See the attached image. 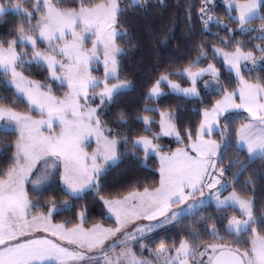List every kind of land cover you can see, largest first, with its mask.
Segmentation results:
<instances>
[{"label":"snow or ice","instance_id":"1","mask_svg":"<svg viewBox=\"0 0 264 264\" xmlns=\"http://www.w3.org/2000/svg\"><path fill=\"white\" fill-rule=\"evenodd\" d=\"M146 4L147 0H130L122 7L120 0H80L67 8L61 0H0V21L6 15L18 18L7 36L0 35L4 77L0 87L13 96L9 105L4 103L7 97L0 95V133L16 136L10 166L0 170V264H153L143 258L145 249L156 257L155 264H264V215L257 217L254 200L236 191L249 165L264 160V75L255 82L244 75L264 73V0H225L227 20L238 25L236 29L214 19L215 8L209 7L213 0H201L198 19L204 32L212 26L230 38L234 32H255L258 35L252 39L261 44L245 51L243 41L236 40L233 46L222 40L213 47L212 59L222 60L229 73L226 83H221L216 64L198 67L208 59L203 45L197 58L182 69L161 72L145 93L143 114L131 117L132 123L143 126L144 135L121 140L119 132L106 129L101 117L132 88L120 76L119 58L125 53L117 40L130 35L120 30V18L129 8L143 9ZM192 7L189 3V23ZM256 21L260 27H251ZM89 40L90 49L85 47ZM254 53L260 54L259 60ZM101 62L103 77H94L90 66ZM33 68L47 73L44 82L25 75ZM172 77L184 79L189 86L182 87ZM201 81L205 96L220 98L210 103L201 99ZM54 87L67 88L63 98L54 95ZM171 95L204 105L193 109L199 112L194 129L191 123L178 127V109L154 106ZM18 104H26L28 111L16 110ZM241 113H247L243 117L247 122L235 126ZM36 114L38 119L33 118ZM57 122L59 133L54 131ZM118 123H129L124 112L119 113ZM156 126L158 132L152 130ZM164 137L176 147L163 143ZM90 138L96 142L91 153L85 150ZM121 143L126 149L130 143L131 152L121 153ZM230 151L236 152V158L222 167ZM140 152L143 166L152 158L159 162L158 185L140 190L137 184L127 192L103 194L101 180L109 168L121 156L136 157ZM244 153L247 161L240 160ZM233 169L237 171L229 181L227 173ZM26 185L31 188L26 190ZM29 191L37 197L59 191L68 200L57 203L51 198L41 205L30 200ZM89 192L106 210V218L114 221L113 227H87V211H74L69 201L83 199ZM207 205L220 213L214 223H205L199 232L189 228L170 246L165 237L154 250L147 247L155 243L158 231L185 219L195 220ZM36 208L46 211L29 219ZM229 211L236 214L229 216ZM67 212H74L72 218L53 222L56 215ZM137 244L140 256L133 250Z\"/></svg>","mask_w":264,"mask_h":264},{"label":"trees","instance_id":"2","mask_svg":"<svg viewBox=\"0 0 264 264\" xmlns=\"http://www.w3.org/2000/svg\"><path fill=\"white\" fill-rule=\"evenodd\" d=\"M80 0H61L63 7L71 8L78 5ZM130 0H122L121 6L126 7ZM201 0H147V4L143 9L129 8L123 16L120 18V30H127L129 37L125 40H130L131 43H126L125 40H117V45L124 50L120 60V76L121 79H126L132 85V88L125 94L121 95L117 101L106 109V115H103V120L106 129H111L112 132H119L120 139L126 136L129 141L135 139L140 135H144L143 126L134 124L131 122V117L141 113V109L145 106V93L151 86V83L160 75L161 72L167 70L176 71L185 67L189 61H193L200 54L199 46H205L208 59L203 60L198 67H204L209 63L216 64L218 70L221 73V80L227 82L229 79V73L225 70L222 60L217 61L212 59V49L214 46H220L222 40H229V43L233 46L235 41H243L246 44L245 51H250L252 48L261 44L259 40H253L252 37L258 35V33H252L251 35H241L239 32H234V38H230L228 34L216 27L212 26L209 31L204 32L202 30V24L198 19V12ZM193 5L191 9V22L188 21L189 10L188 4ZM214 18L221 20L225 24H230L226 16V6L217 0L215 6ZM18 18L13 15H6L2 21H0V35L7 36L12 27L17 23ZM260 21H256L253 24L254 27L259 28ZM233 29L238 28V25H231ZM191 29V31H190ZM8 38H11L10 36ZM251 41V43H249ZM29 55L31 53L29 52ZM100 67V66H99ZM91 74L94 77L102 78V69H94ZM26 76L30 79L39 80L44 82L47 73L33 68L31 73L26 72ZM245 77L248 79L256 80L260 75H264L261 71L245 72ZM4 77L0 75V80ZM174 81H177L181 85L185 86L188 83L178 77H172ZM233 87H235L234 77L232 76ZM66 90L64 88H53V93L56 95H63ZM167 91V88H165ZM0 95L7 97L4 102L11 104L13 100L12 93L6 91L3 87H0ZM220 97L215 95L205 96L204 91L201 90V99H204L206 103L214 102ZM98 103V102H97ZM95 105V104H94ZM153 106V105H149ZM154 106L161 108L162 110H179L180 120L178 127L181 129L187 128L191 123L193 129L199 122V112H194L193 109H202L204 105L200 104L197 100L186 101L182 97L174 95L163 97L161 102ZM16 110L21 112H27L26 104H18ZM124 112L126 118L129 119L127 125H120L118 123L119 113ZM38 114L34 115L37 116ZM247 116L245 113H241L239 117L234 121L235 126H239L240 123L246 122L243 117ZM158 120V116L155 117ZM154 132H158V126L152 129ZM16 140L15 135H5L0 133V170H6L10 166V158L14 151V142ZM162 142L165 144H171L174 149L176 144L174 141L162 138ZM235 142V137H233ZM121 153L128 151L131 152V144L129 143L126 149L123 143L119 146ZM236 152L230 151L223 160L222 167H227L232 159L236 158ZM143 160V153H137L136 157L121 156L119 162L109 168L107 174L102 178L101 184L106 189L103 193H114L116 191L127 192L139 184V189L144 187H151L156 185L159 180V162L155 159H149L147 166H143L141 161ZM241 161H247V153L240 156ZM237 171L233 169L232 172L227 173V179L232 180V173ZM57 184L59 183L56 180ZM236 191L239 192L244 198H252L254 200V213L257 217L264 215V160L255 159L252 162L247 171L239 177L236 184ZM29 198L33 203L45 204L47 200L55 198L57 203L68 200V197L64 196L59 191H47L44 195L37 197L31 191H29ZM74 205V211L86 210L87 211V225L101 222L103 224L111 225L113 221L106 218V210L100 204L97 198L92 192L86 193L83 199L69 201ZM46 211L44 208H36L32 212ZM74 212H67L62 215H56L55 222H64L67 219L72 218ZM236 213L229 211L228 215H235ZM220 213L216 211L214 205H207L203 212L198 213L195 220L185 219L182 223L172 226L168 225L165 229L158 231L154 235L155 243L147 244L148 248H156L162 239L166 237L167 245H171L175 240L177 243L179 239L192 228L196 231H201V228L205 223L211 224L215 222L217 216ZM201 216L211 217L212 219L207 222L201 219ZM77 221H74V223ZM226 223V221H225ZM71 226V225H69ZM207 240V237H205ZM231 238H229V241ZM147 243V241H142ZM151 246V247H150ZM135 252L140 256L139 244L134 248ZM148 256V251L145 249L143 252V258Z\"/></svg>","mask_w":264,"mask_h":264},{"label":"rangeland","instance_id":"3","mask_svg":"<svg viewBox=\"0 0 264 264\" xmlns=\"http://www.w3.org/2000/svg\"><path fill=\"white\" fill-rule=\"evenodd\" d=\"M122 0H120V2H121ZM225 6H226V4H225V0H220ZM216 2H217V0H213V4L212 5H209V7H214L215 6V4H216ZM214 19H216V18H214ZM251 27H254L253 25H251ZM259 27H260V25H259ZM85 47L86 48H88V49H90L91 47H92V44H91V40H89L86 44H85ZM254 55L257 57V59L259 60V53H254ZM100 57H101V61H102V59H103V53H102V51L100 52ZM100 66V67H99ZM207 66V65H206ZM206 66H204V67H206ZM252 65H251V62H248V67H251ZM91 69H92V71L94 70V69H98V68H101L102 69V73H104V68H103V64H102V62L100 63V64H95V63H93L91 66ZM195 70V69H194ZM103 75V74H102ZM234 77V76H233ZM30 79V78H29ZM206 79H208V78H206ZM245 79H248L247 77H245ZM234 80H235V78H234ZM251 81L252 82H255V80H252L251 79ZM175 82H177V81H175ZM178 83V82H177ZM221 83H226V82H224L223 80H221ZM180 84V83H179ZM182 87H188L189 85H185V86H183V85H181ZM200 88H201V90H203V81H201V84H200ZM67 92V88H66V90H65V92H64V94ZM64 94L63 95H56L55 93H54V95H56L58 98H63V96H64ZM97 102H99L98 100L96 101V103ZM237 102H239L238 101V98H237ZM93 106H95L94 104H93ZM246 115H247V113H245ZM33 118L34 119H38L39 118V116L37 115V116H33ZM247 122V121H246ZM56 133H59V131H60V127H59V125H58V122H57V126H56V128H55V130H54ZM48 134V132H47V130H45V135H47ZM164 138H167V137H164ZM167 140H169V138H167ZM96 148V142H95V138H90V142H89V144L86 146V151H88L89 153H91L94 149ZM56 180L59 182V174H57V176H56ZM158 182H159V180H158ZM156 185H158V183L156 184ZM31 188V185H26V190H28V189H30ZM143 190V189H142ZM232 189H229V191H231ZM228 193L227 192H225L224 193V195H227ZM38 213H40V211H38V212H31L30 214H29V219H31V217L33 216V215H36V214H38ZM54 223H60V222H55V221H53ZM94 224H101L102 226H104V227H113L114 226V221H113V224H111V225H108V224H103V223H99V222H97V223H93L92 225H86L87 227H92ZM129 230H131V229H129ZM40 237H44L45 236V234L44 233H39L38 234ZM109 244L111 243V241H109L108 242ZM151 247V246H150ZM151 249H155V248H151ZM119 248H117V253L119 252ZM134 250V249H133ZM135 251V250H134ZM137 254V256H139L138 255V253H136ZM89 255H94V254H89ZM144 259H147V260H151V261H153V264H155V261H156V257L154 256V255H149V252H148V256H146V257H144Z\"/></svg>","mask_w":264,"mask_h":264}]
</instances>
